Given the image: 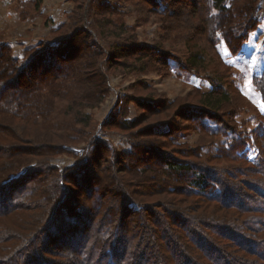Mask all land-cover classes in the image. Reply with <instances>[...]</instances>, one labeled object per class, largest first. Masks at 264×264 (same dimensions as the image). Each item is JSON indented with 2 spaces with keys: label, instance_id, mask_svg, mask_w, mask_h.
Masks as SVG:
<instances>
[{
  "label": "trees",
  "instance_id": "obj_1",
  "mask_svg": "<svg viewBox=\"0 0 264 264\" xmlns=\"http://www.w3.org/2000/svg\"><path fill=\"white\" fill-rule=\"evenodd\" d=\"M189 1L177 9L181 1L168 0L169 18L192 14L214 51L220 36L238 52L260 21L262 0ZM41 2L36 0L35 11ZM213 9L217 12L211 15ZM46 43L19 60L0 37V219L14 218L11 224L0 221V243H10L0 247V264H264V132L255 140L253 159L238 136L207 159L203 146L176 142L177 124H155L142 133L153 140L137 142L133 153L120 154L96 137L83 149L80 163L57 170L50 159L76 140L47 138L30 145L27 129L21 134L18 127L51 124L50 114L63 95L70 100L67 107L78 110L74 122L88 125L90 116L79 107L103 99L109 88L104 73L98 71L96 80L87 77L86 69L97 64L87 44L70 36ZM131 43L123 37L110 47L112 55L100 48L98 53L118 66L125 63L122 57L136 53ZM82 47L88 60L80 57ZM203 50L191 47L185 65H201ZM155 52H142L137 59L151 60ZM74 67L81 71L78 96L60 85L76 75ZM232 102L221 85L203 93L198 125L211 132L205 115ZM137 106L147 108L140 101ZM140 123L141 116L133 124L112 125L135 129ZM222 123L236 134V124L225 128ZM41 241L42 252L36 246Z\"/></svg>",
  "mask_w": 264,
  "mask_h": 264
},
{
  "label": "rangeland",
  "instance_id": "obj_2",
  "mask_svg": "<svg viewBox=\"0 0 264 264\" xmlns=\"http://www.w3.org/2000/svg\"><path fill=\"white\" fill-rule=\"evenodd\" d=\"M180 1L175 3V8L190 2ZM231 1L225 0V3L229 5ZM35 2L0 0V37L10 45L13 55L20 60L26 51L43 47L50 40L63 36L76 38L96 54L97 64L92 70L86 69L87 77L96 80L98 71L104 73L103 78L109 88L103 99H93L79 107H82V114L90 116L88 125L74 122L78 110L68 108L70 100L63 95L50 114L48 120H52L51 124L36 122L18 127L21 134H25L27 129L30 140L26 142L30 145L47 138L73 137L76 140L65 146L66 151L50 159L57 170L80 163L83 149L96 137L105 140L120 154L133 153L137 142L153 140L148 133L142 135L144 131H152L155 124L165 123L177 124L178 131H173L177 143L203 146L207 159L236 136L246 140L248 157L253 159L256 156L255 140L264 132V101L259 84L260 78L264 77V0L258 25L236 53L230 51L220 36L215 47L213 45L216 51L212 50L211 45H207V34L203 35L205 28L202 29L199 21L187 11L169 18L168 0H42L38 11L34 10ZM216 12L213 9L211 15ZM123 37L133 42L131 46L136 44L137 51L133 56L122 57L125 63L118 66L110 64L103 59V52L112 55L110 47ZM211 38L212 34H208L209 42ZM197 44L206 49L201 52L203 61L196 68L188 67L183 60L189 56L191 47L194 51L199 50ZM99 48L102 53H98ZM150 49L156 51L151 60L145 57L137 59ZM80 52V57L89 59L83 47ZM155 57L162 59L156 61ZM80 67H74L77 77H68L60 84L63 90H71L73 96H78L82 89L77 85ZM218 85L230 93L233 102L205 115L204 124L212 128L209 132L198 125V114L202 113L200 100L203 93L216 89ZM139 101L144 102L147 108L138 107ZM158 106L162 108L159 110L161 113H153L152 110ZM140 116L141 123L135 129L112 125L133 124ZM222 122L226 124L224 127L236 124V134L222 128ZM12 128L10 126L8 131ZM76 132L79 136H73ZM105 157L110 161L112 153ZM70 189L79 190L76 187ZM0 221L11 224L14 218L5 215ZM8 244L2 242L0 247ZM44 245L42 241L36 244L40 252ZM63 249L60 248L61 251Z\"/></svg>",
  "mask_w": 264,
  "mask_h": 264
}]
</instances>
